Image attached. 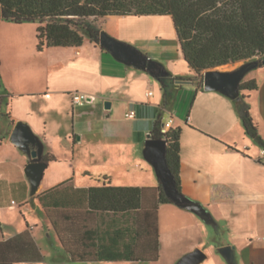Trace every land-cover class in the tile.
Returning <instances> with one entry per match:
<instances>
[{
  "label": "crops",
  "instance_id": "1",
  "mask_svg": "<svg viewBox=\"0 0 264 264\" xmlns=\"http://www.w3.org/2000/svg\"><path fill=\"white\" fill-rule=\"evenodd\" d=\"M102 29L132 44L177 79L171 87L169 106L164 105L162 85L152 71L127 65L88 40L81 47L37 50L48 55L43 69L26 62L19 64L12 57L14 41L10 40L7 46L0 44V100L9 111L4 115L7 122L3 131L0 130V151L13 153L16 158L0 160V196L8 191L23 204L30 199L38 201L51 224L46 230L52 234L50 240L54 235L59 240L60 245L53 243L58 255L73 264H149L162 260L164 246L171 255L175 247L180 248L172 256V264L197 249L205 252L207 264H229L219 252L225 246L233 247L238 264H264V149L246 135L235 100L202 89L201 78L185 61L171 17L111 16ZM27 31L32 32V27ZM37 44L36 30V48ZM10 72L18 74L17 82L7 83ZM250 80L257 82L258 89L242 91L241 96L250 104L251 115L264 139V66L251 71L244 81ZM41 82L43 89L31 88ZM76 92L88 95V101L74 104L72 94ZM106 101L112 102L110 109L105 108ZM130 112L135 113L134 118L127 117ZM158 120L164 124L163 132L181 129L182 192L208 210L215 228L211 230V224L176 204L160 205L159 259L155 261L151 238L154 224L151 222L148 227L146 215L150 213L147 210L154 201L159 178L144 151ZM18 122L27 123L42 140L44 156L55 157L48 163L44 178L49 168L64 161H72L75 169L73 177L65 175L49 188H44L42 181L37 196L64 183L71 185L66 189L70 195L108 186L141 188L145 190L146 212L95 211L83 203L65 209L64 221L58 217L62 209L53 211L51 219L37 196H31L25 173L30 161L27 163L20 156L19 147L9 140ZM59 141L70 146L71 159L60 157L56 146ZM25 232L30 233L44 260L14 264H46L45 249L30 224L8 237L2 235L0 244ZM60 234L74 253L65 248ZM215 236H221V241H215ZM102 247L124 253L130 259H80Z\"/></svg>",
  "mask_w": 264,
  "mask_h": 264
},
{
  "label": "trees",
  "instance_id": "2",
  "mask_svg": "<svg viewBox=\"0 0 264 264\" xmlns=\"http://www.w3.org/2000/svg\"><path fill=\"white\" fill-rule=\"evenodd\" d=\"M0 11L4 21L17 25H38L39 52L51 47H81L86 40L100 45L102 26L111 16H169L173 20L185 61L197 77L201 78L202 89L204 74L208 70L242 61L254 64L257 68L264 66V0H0ZM152 73L162 85L164 105L168 107L172 98L171 87L177 79L159 63ZM257 89L255 80L243 81L240 86L241 92ZM235 103L246 135L264 149V139L253 120L246 97L242 95ZM163 127L162 121L158 120L151 137L167 141L166 157L176 188L182 197L188 198L183 194L181 186V129L163 132ZM54 160V156L43 157V161L47 163ZM68 186L71 187L70 184L64 183L46 194L37 196L51 219L53 211L62 209L63 213L58 217L64 221L65 209L73 205L82 206L83 203L95 211L146 212L144 189L108 186L78 190L77 194L70 195L66 193ZM72 199L73 201H70ZM169 203L180 206L166 195L159 180L154 201L147 210L150 213L146 215L148 227L151 222L154 224V234L151 238L155 261L159 259L158 209L160 205ZM60 236L65 248L74 253L66 237L62 234ZM80 259L119 261L130 258L124 253H115L102 247L91 254L80 256ZM43 260L44 257L29 232L0 244V264ZM229 264H238L235 254Z\"/></svg>",
  "mask_w": 264,
  "mask_h": 264
},
{
  "label": "water",
  "instance_id": "3",
  "mask_svg": "<svg viewBox=\"0 0 264 264\" xmlns=\"http://www.w3.org/2000/svg\"><path fill=\"white\" fill-rule=\"evenodd\" d=\"M100 46L127 65L148 71H152L157 66V62L144 55L139 49L114 38L105 30H102L100 35ZM255 69H257L256 65L247 63L234 71L208 70L204 74V90L206 92H220L232 100H237L241 97L240 86L242 82ZM111 106V101L105 102L106 109H110ZM148 138L144 151L145 158L154 166L166 195L180 207L200 216L207 224L215 225L214 218L205 207L193 203L189 198L182 197L178 192L174 176L167 162V141L165 139H153L151 135ZM10 142L30 156V162L25 168V173L31 185V196L35 197L40 191L45 171L48 168V163L43 161L45 146L42 140L34 134L31 127L24 122H18L15 125L10 136ZM219 252L228 261L233 258V247L231 246L221 247ZM206 257L205 252L197 249L186 255L177 264H201Z\"/></svg>",
  "mask_w": 264,
  "mask_h": 264
},
{
  "label": "rangeland",
  "instance_id": "4",
  "mask_svg": "<svg viewBox=\"0 0 264 264\" xmlns=\"http://www.w3.org/2000/svg\"><path fill=\"white\" fill-rule=\"evenodd\" d=\"M0 22H3L0 28V44L7 46V43L10 40L14 41L11 47V49L14 48L12 57H15L18 60L19 64L20 63L25 64L26 62L28 66L33 67L39 65V67L43 69L46 65V60L48 58V55L47 53L40 54L37 52L35 43H36V30H37L36 28L38 25L36 23H26L23 25L27 27V29H25L26 27L23 26L21 27L20 25L4 21L2 19L1 11H0ZM29 26L32 27V32L27 31ZM244 64L247 63L242 61L217 68L216 70H221L225 72L234 71ZM10 73L11 74H8V76H6L7 83L14 81L17 82L19 78L18 74L17 73L13 74V72ZM43 83L39 86L33 84L31 88H33L35 91H37V89L38 90L43 89ZM27 84L29 83L27 82ZM7 112L9 113L8 107L6 104H4L0 108L1 131H3L4 124L7 122V119L4 117V115ZM5 137H6L5 139L8 140L7 139L8 136ZM1 142L2 141L0 139V144ZM47 146L50 148L51 144H49L48 142ZM56 146L59 147L58 153L60 157H62V159H65L64 157H69V159H71V155L73 154V151L69 150L70 146L68 147L64 142L61 141L57 142ZM18 150L21 154L20 156H22V158H24V160L27 161L28 163V161H30V156L26 154L23 150L19 148ZM3 159H11L13 161L16 160L13 153L0 151V160ZM68 164L70 166H68ZM71 165H72V161H70L69 163L64 161L61 165L55 164L53 167L49 168L48 171L46 172L45 178L42 183L43 187L49 188L51 186H54L55 184L58 183L59 180L63 179V176L65 175H71L73 177L75 169ZM3 188H5L4 190H6V184L3 185ZM28 224H30L33 227V229L36 231V234L38 235L39 241H41L43 244L47 256L46 264H73L67 261L65 257L58 255L59 253L56 251V248L53 243L59 244V240L56 235H54L55 237H53L54 238L53 240H50V235L52 234H50L46 230L48 229V227L51 228V224L46 218V215L43 209L41 208V206L39 205L38 201L30 199L27 204H23L16 195L14 194L12 195L11 192L4 191L3 195L0 196V238H2V235L8 237L9 235L14 234L21 229H25L28 226ZM211 226H212L211 230L212 228H215V225H211ZM51 232H53V230ZM220 237L221 236H215L214 240L221 241ZM179 249L178 247H175L174 253L171 255V253L167 251L166 247L164 246L162 260H160L159 262H153L149 264H172L171 261L172 256L177 254L179 252ZM204 262L202 264H207L208 260H205ZM117 264H142V263H117Z\"/></svg>",
  "mask_w": 264,
  "mask_h": 264
},
{
  "label": "built area",
  "instance_id": "5",
  "mask_svg": "<svg viewBox=\"0 0 264 264\" xmlns=\"http://www.w3.org/2000/svg\"><path fill=\"white\" fill-rule=\"evenodd\" d=\"M152 94V93H150ZM72 97H73V102L74 104L76 105H83L85 104L88 99H89V96L86 95V94H83V93H80V92H76V93H73L72 94ZM128 118H134L135 117V113L134 112H130L128 115H127ZM170 123H167L166 126H169ZM166 132V131H165ZM264 240V238H263Z\"/></svg>",
  "mask_w": 264,
  "mask_h": 264
}]
</instances>
